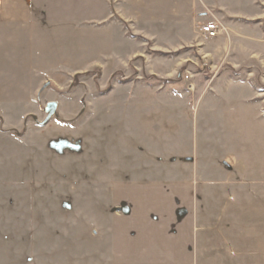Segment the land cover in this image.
<instances>
[{"label":"rangeland","instance_id":"obj_1","mask_svg":"<svg viewBox=\"0 0 264 264\" xmlns=\"http://www.w3.org/2000/svg\"><path fill=\"white\" fill-rule=\"evenodd\" d=\"M37 6L43 11L34 29L28 26L15 64L0 60V264H189L152 263L148 253L139 259L129 245L133 226L111 223L117 208L129 205L115 200L113 184L140 177L139 144L152 140L171 144L172 159H193L196 146L198 157L213 166L227 159L229 170L211 199L198 184L195 214L178 215L195 239L191 247H160V254H196L192 264H264V5L259 19L236 23L249 33L232 40L213 17L204 21H217L221 34L201 35L204 21L186 0ZM201 40L207 51L226 43L252 47L262 60L249 72L229 70L224 55L210 61L198 53ZM225 74L253 85L260 102L246 98L250 89L222 88ZM159 96L191 97L183 104L192 114L160 113L151 107ZM51 102L58 104L52 116L45 111Z\"/></svg>","mask_w":264,"mask_h":264},{"label":"crops","instance_id":"obj_2","mask_svg":"<svg viewBox=\"0 0 264 264\" xmlns=\"http://www.w3.org/2000/svg\"><path fill=\"white\" fill-rule=\"evenodd\" d=\"M186 1H188L191 7V14H194L197 20L201 19L204 21V19L213 17V19H217L221 25H224L228 30L227 33L229 40L237 37H245L246 34L249 33L245 29L246 27L243 25H237L236 23H251L252 21L259 19L262 15V5H264V0ZM37 11H40V13L43 11L41 7L37 6V0H0V60L3 56L4 59L15 64V55L21 53L18 46L23 44L22 38L23 41L26 39L25 32L32 30L28 29V26L34 24V29L37 24ZM196 45L198 47V53L201 56L209 57L208 59L210 61L219 58L220 55H224L229 70L233 68L234 70L249 72L252 70L251 68H246L248 65H255V61L262 60L260 57L261 53L258 51L256 52L252 47L234 46L226 43L223 48L217 47L212 51H207V45L203 40L197 41ZM209 60H207V63L210 62ZM13 67L16 69L19 68L20 71L22 70L20 66ZM33 67L34 66L31 68L36 69ZM245 82L246 81L240 82V80L236 81L230 74H225L223 78H221L222 84L220 86H223L222 88L226 89L234 86L237 87L236 89L240 92L250 89L249 92L251 95L246 98L250 101L260 102L259 90L251 85L248 80V85L245 84ZM226 91L224 89L223 93L226 94L228 92ZM224 96L226 98L228 97L227 95ZM216 97H218L217 94L212 96L213 99ZM156 99L155 101H151V107L157 109L160 113L170 112L171 114L172 110H177L182 114H192V107L183 104L189 103L192 99L191 97L185 98L182 96H171V102L164 100L162 96L156 97ZM204 99L205 97L200 98V101H198V104L201 103L198 106V111H202V103L204 102ZM166 103H170L171 106H167ZM141 107L140 110L146 109L143 106ZM144 117H146V113L144 114ZM193 121L197 124V115L194 116ZM141 122L142 121H139V124H141ZM131 124H133V122ZM128 133L131 135L130 132ZM168 134L170 137L169 139L171 140L173 133ZM164 139L166 140V138ZM163 144L154 140L151 141L150 145L146 142H140V152L145 154V158L142 162H136L138 167L134 168L135 170L140 171V177L131 179L125 186L118 183L113 184L115 187V200L124 198L129 205H126L125 208L118 207L117 216L112 217L113 219L111 223L116 224L114 227L125 225L127 228H132L130 225L133 226L135 229L134 236L136 238H133L132 242H129V245H131L134 250L141 253H139L138 256L139 259L144 257L142 255L143 253H148V257H150L152 263L188 262L189 264H192L193 262L198 261V256L196 254L186 255L184 253L171 257L164 254L161 255L159 249H161L160 247H175L180 245L184 248L187 247V249L191 247V243H193L195 239L193 235H191L190 229L188 230L189 233L186 234V231H183L186 230V226L184 224L181 226L177 224L179 220L178 215L180 213L182 214V212L189 215L197 212L196 201L198 199V184L205 185L206 200L211 199V190L213 186L217 187L216 191L220 190V186L222 188L224 182L229 180V170L227 169L228 161L227 159L223 161L219 160V162L213 166L212 159L198 157L200 156V153H197L196 146H194L191 151L193 159H172L173 156L172 153H170L172 151L171 144H169V147H164ZM156 148H159V151L155 154L152 153L151 150ZM181 149V152H183L184 149L189 150V147ZM148 152H150L152 156V161L149 160ZM232 158L233 157H231V159ZM208 167L210 168V171H207ZM213 168L215 171L214 173H220V177L210 173L213 172ZM222 174L225 176L223 177ZM217 194L218 193H216L215 196ZM183 200L185 201L183 202ZM189 200L194 201V203L191 204L193 207L189 204ZM186 206H189V208ZM123 232H126L127 236L129 229ZM179 240L180 244H178ZM158 256L163 259L158 258ZM110 259H112V256ZM111 261L115 262L113 260Z\"/></svg>","mask_w":264,"mask_h":264},{"label":"built area","instance_id":"obj_3","mask_svg":"<svg viewBox=\"0 0 264 264\" xmlns=\"http://www.w3.org/2000/svg\"><path fill=\"white\" fill-rule=\"evenodd\" d=\"M199 30L201 32V35H203L207 39H213L218 37L221 34V27L217 21H208L204 22L199 26ZM189 76H187V79ZM189 90H192L194 88L193 83H189Z\"/></svg>","mask_w":264,"mask_h":264},{"label":"water","instance_id":"obj_4","mask_svg":"<svg viewBox=\"0 0 264 264\" xmlns=\"http://www.w3.org/2000/svg\"><path fill=\"white\" fill-rule=\"evenodd\" d=\"M58 104L56 102H51L45 107V111L52 116L57 109Z\"/></svg>","mask_w":264,"mask_h":264}]
</instances>
